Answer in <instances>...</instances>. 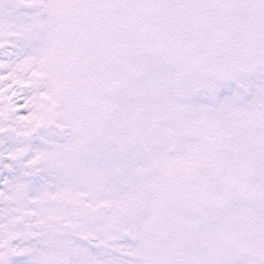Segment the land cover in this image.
<instances>
[{"label":"snow or ice","instance_id":"obj_1","mask_svg":"<svg viewBox=\"0 0 264 264\" xmlns=\"http://www.w3.org/2000/svg\"><path fill=\"white\" fill-rule=\"evenodd\" d=\"M0 264H264V0H0Z\"/></svg>","mask_w":264,"mask_h":264}]
</instances>
